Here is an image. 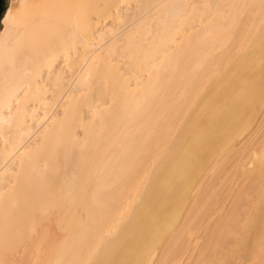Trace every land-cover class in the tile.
<instances>
[{"label": "bare ground", "instance_id": "1", "mask_svg": "<svg viewBox=\"0 0 264 264\" xmlns=\"http://www.w3.org/2000/svg\"><path fill=\"white\" fill-rule=\"evenodd\" d=\"M261 128L264 0H10L0 264H172L189 226L210 250L231 219L246 232L190 264H264ZM244 143L248 184L211 225Z\"/></svg>", "mask_w": 264, "mask_h": 264}, {"label": "rangeland", "instance_id": "2", "mask_svg": "<svg viewBox=\"0 0 264 264\" xmlns=\"http://www.w3.org/2000/svg\"><path fill=\"white\" fill-rule=\"evenodd\" d=\"M263 130H264V128H263ZM261 138H259L258 137V139H257V146H256V149H259V148H264V132L262 131V128H261ZM260 135V134H259ZM258 135V136H259ZM261 143V144H260ZM246 144V145H245ZM246 146H247V143H244L243 144V147H241L242 149L235 155V157H233V159L232 160H230L229 162H227L226 164H224V165H222L223 167H221V171H220V175H219V177H218V180H217V183H216V186H218V188L217 189H219L220 190V187H222V190L223 191H221L220 192V194H219V197L216 199V201L213 203V204H211V206H210V213H211V216L210 217H208V220H210V221H213L212 223H211V225L212 224H214V221L216 220V222L218 221V219H220V217H222L223 216V214H225V212L227 211V212H229V209H230V207L232 206V204H233V202H234V198H235V196H236V194H237V192L242 188L241 186H242V184H248V182H245V180H244V175H243V170L246 168V167H248L249 165H248V163H249V160H250V157L253 155V153H254V151L255 150H253V151H245V150H247V148H246ZM251 147V146H250ZM249 150H251V149H249ZM246 153H248V155H245V152ZM242 152H243V154H244V157L243 158H240V157H242L243 156V154H242ZM240 156V157H239ZM236 159H241V160H237L238 161V165L235 163L236 162ZM234 160V161H233ZM234 164H233V163ZM232 163V164H231ZM232 167V172H231V168H230V166ZM234 165H235V167H234ZM237 165V166H236ZM227 167V168H226ZM234 168H235V170H234ZM241 169V170H240ZM227 172V173H226ZM231 173V174H230ZM239 173H241V175L239 174ZM226 174H228V175H226ZM233 174V175H232ZM223 176V177H222ZM231 176V177H230ZM228 178V181H227V178ZM233 177V178H232ZM223 178H224V180H225V182H224V180H223ZM237 178V179H236ZM219 179H222V183H221V180H219ZM235 181V182H234ZM218 182H219V185H218ZM240 182V183H239ZM227 183V184H226ZM241 184V185H240ZM226 185V186H225ZM235 185V186H234ZM220 186V187H219ZM229 187V188H228ZM235 187V188H234ZM229 189V190H228ZM239 189V190H238ZM228 191H229V193H228ZM225 193V194H224ZM230 194V195H229ZM226 195V196H225ZM223 196V197H222ZM231 198H232V201H231ZM250 199H252V201L253 202H255V204H258V203H260L261 201H262V199H263V197L261 196V195H259V196H257L256 195V198H255V195H252L251 197H249ZM254 198H255V200H254ZM222 200H223V202H222ZM264 200V199H263ZM214 206H217V207H214ZM220 209H219V208ZM228 208V209H227ZM224 209V210H223ZM247 208L245 207L244 208V212L246 213V210ZM224 211V212H223ZM213 212V213H212ZM226 212V213H227ZM234 218H236V217H234ZM234 222H233V221ZM236 222H237V224H236ZM231 226H232V228H231ZM234 226V227H233ZM189 230L187 229V232H188V242H189V249L190 250H193V249H195L194 250V255L197 253V252H199V250H203V245H201L202 243V241H201V239L199 238L201 235H202V229L200 228V229H195L193 226L191 227V226H189ZM219 228V227H218ZM226 229V230H225ZM243 231V233H245L246 232V230H243V229H241V227H240V223L237 221V220H234V219H231L229 222H228V224H227V226L226 227H224L222 230H221V232H219L218 231V233H216V235H215V240L217 241L216 242V247H214V248H212V249H204L203 251H205L204 252V254L205 255H212V254H214L215 252H219L220 250H221V248H222V246L226 243V241H227V238L230 236V235H234V234H236V233H239L240 231ZM225 232V233H224ZM228 232V233H227ZM197 233H199V234H197ZM227 233V234H226ZM234 233V234H233ZM192 234V235H191ZM220 234V235H219ZM196 235H198V236H196ZM218 235V236H217ZM33 237V234L31 235V234H28V235H26V237ZM221 236V237H220ZM227 236V237H226ZM218 237H220V238H218ZM219 239V240H218ZM196 241V242H195ZM201 241V242H200ZM221 244V245H220ZM260 247H264V239H262V240H260ZM192 246V247H191ZM196 246V247H195ZM202 246V248H200V247ZM43 248H44V250L46 249V248H49V246L48 247H41L39 244H37V240L34 242V248H33V252L34 253H36L37 251H38V249L39 250H43ZM216 248L217 249H219V251L218 250H216ZM36 251V252H35ZM211 251V252H210ZM209 252V253H208ZM263 254V253H262ZM194 255L193 256H191L190 257V253L188 252V253H186V255L185 256H183L181 259H179V260H176V261H174L172 264H190L191 263V261H193L194 260ZM44 260H45V258H43V260L41 261V263L42 262H44ZM40 263V264H41ZM5 264H7V263H5ZM258 264H260V263H258Z\"/></svg>", "mask_w": 264, "mask_h": 264}, {"label": "water", "instance_id": "3", "mask_svg": "<svg viewBox=\"0 0 264 264\" xmlns=\"http://www.w3.org/2000/svg\"><path fill=\"white\" fill-rule=\"evenodd\" d=\"M10 0H0V20L4 16L8 6H9Z\"/></svg>", "mask_w": 264, "mask_h": 264}]
</instances>
